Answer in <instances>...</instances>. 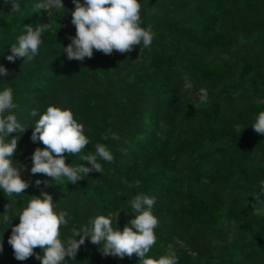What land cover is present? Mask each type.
Returning <instances> with one entry per match:
<instances>
[{"label":"trees","instance_id":"1","mask_svg":"<svg viewBox=\"0 0 264 264\" xmlns=\"http://www.w3.org/2000/svg\"><path fill=\"white\" fill-rule=\"evenodd\" d=\"M39 2L0 0V65L9 72L0 76V92L13 90L16 107L5 115L27 127L4 139H18L13 166L29 183L19 195L0 189V264H41L35 255L17 260L8 243L20 222L15 215L33 196L47 193L54 211L66 214L60 228L66 242L73 229L101 215L119 213L112 227L122 230L135 218L130 201L141 192L155 198L158 219L146 258L166 255L171 244L178 264H264V215L254 214L264 210V135L252 127L264 111V0H138L140 26L155 34L151 45L141 41L110 55L93 49L83 61L63 52L76 35L73 0H63L59 11L36 13ZM14 3L18 13L11 12ZM41 23L50 27L33 60L8 61L25 26ZM186 76L194 85L190 93L183 91ZM201 88L208 91L204 104ZM49 106L71 110L84 125L89 144L65 154L70 166L90 167L80 157L95 154L98 143L107 146L114 160L97 156L101 174L71 184L31 172L35 150L46 147L31 140L33 128ZM109 130L119 139H103ZM100 247L86 238L66 264H140L136 254L105 256ZM34 253L43 255L39 247Z\"/></svg>","mask_w":264,"mask_h":264},{"label":"clouds","instance_id":"2","mask_svg":"<svg viewBox=\"0 0 264 264\" xmlns=\"http://www.w3.org/2000/svg\"><path fill=\"white\" fill-rule=\"evenodd\" d=\"M75 5L72 11V24L76 28V35L71 37V43L63 47L69 60L83 61L85 57L91 58L93 49L110 55L113 51L126 53L140 45L145 48L153 41L154 33L140 26L141 5L138 0H73ZM36 13L40 10L54 8L57 11L64 9L63 0H41L34 5ZM20 11L19 3L11 5V12ZM50 27L47 23H41L35 29L25 26V34L17 38V43L12 44L10 55L6 59L15 62L17 58H23V62H31L38 54L42 43V33ZM8 70L0 65V76L7 77ZM194 85L189 77H184L183 91L191 92ZM199 102H208V91L199 89ZM13 90L8 87L0 92V189L8 196L19 195L29 187V183L20 176L19 169L13 166L12 156L17 149L18 139L12 136L9 142L4 137L17 131L24 133L27 129L18 122L15 114L5 115L14 109ZM37 111L33 109L31 116L35 117ZM255 132L264 135V111H261L252 125ZM103 139L118 140L119 135L111 132ZM31 140L40 141L46 147L37 148L32 156L33 174L41 173L52 180H61L66 177L71 184H76L82 175L90 172H103L102 164L97 162V156L103 161L113 162V154L104 144H96L95 154L89 153L81 156L80 160L87 161L90 167L82 164L70 166L66 163V155L79 154L86 145L88 138L84 135V125L78 123L71 110H61L56 106H49L46 112L40 115L33 128ZM41 181L37 180L39 185ZM264 184V182H262ZM138 187L139 181L130 185ZM258 199V198H257ZM155 198L144 193H139L130 201L131 212L136 213L134 219L129 220L122 230H114L113 219L118 221L119 213L114 217L97 216L89 221V226H83L79 230H72V237L66 242L60 239L61 226H67L66 214L54 211L53 200L50 195L43 193L41 197L33 196L26 208L19 211V224L12 227V234L8 243L12 246L17 260H25L33 255L41 261V264H66L65 257L75 259L81 245L86 238L94 245H101L102 254L105 256L125 255L131 257L136 254L140 264H178V256L171 244L168 245V253L158 259L148 257L146 254L156 243L154 229L158 226V219L153 215L152 208ZM10 205L6 204L4 221L8 222ZM254 214L264 215V210L255 209ZM12 220V219H11ZM79 237V239H77ZM39 247L43 255L34 253Z\"/></svg>","mask_w":264,"mask_h":264}]
</instances>
